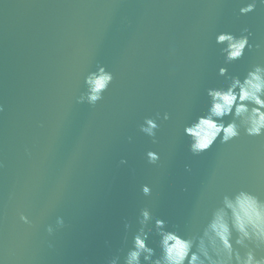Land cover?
Masks as SVG:
<instances>
[{
  "label": "water",
  "instance_id": "1",
  "mask_svg": "<svg viewBox=\"0 0 264 264\" xmlns=\"http://www.w3.org/2000/svg\"><path fill=\"white\" fill-rule=\"evenodd\" d=\"M240 3L0 0L4 264H108L115 256L123 264L143 207L188 235L224 194L243 187L264 199V136L241 130L228 144L218 139L193 155L183 134L206 111V89L225 86L219 67L243 77L264 64V5L240 16ZM245 27L252 50L225 65L215 35ZM97 63L114 80L94 107L77 103ZM157 113L153 144L139 126ZM148 150L160 154L156 165L147 162ZM57 216L65 226L49 235ZM158 240L153 233L148 241L157 253Z\"/></svg>",
  "mask_w": 264,
  "mask_h": 264
},
{
  "label": "clouds",
  "instance_id": "2",
  "mask_svg": "<svg viewBox=\"0 0 264 264\" xmlns=\"http://www.w3.org/2000/svg\"><path fill=\"white\" fill-rule=\"evenodd\" d=\"M258 4L264 5V0H241L239 15L253 13ZM251 35L247 27L239 35L230 31H220L215 35V43L220 46L225 65L241 60L246 50H252ZM255 47L259 49L261 45ZM218 75L225 77V86L206 89V111L183 127L193 155L209 150L218 139L221 144H228L241 135V130L250 137L264 136V64L253 65L243 77L230 76L228 68L221 66ZM113 80V73L105 65L97 63L95 70L84 76V90L77 103L94 107L104 99ZM3 111L4 105L0 103V113ZM169 118V114L164 113L163 120ZM158 119L159 113L155 117H145L139 126L140 132L150 137L153 144L157 143ZM145 155L151 165H156L161 159L154 150H148ZM120 163L127 161L122 159ZM0 167H3L2 163ZM141 191L144 196H150L152 188L144 184ZM19 219L27 225L32 223L23 213ZM137 222L139 228L132 235L131 247L123 264H264V255L257 254L264 249V199L243 187L224 194L198 230L188 235L168 230L167 222L154 217L148 207L140 209ZM64 226V218L57 216L55 228L48 225L46 231L52 235ZM124 227L128 230L131 224L125 223ZM153 233L159 237V253L148 243ZM0 264H4L3 260ZM108 264H120V257H113Z\"/></svg>",
  "mask_w": 264,
  "mask_h": 264
}]
</instances>
